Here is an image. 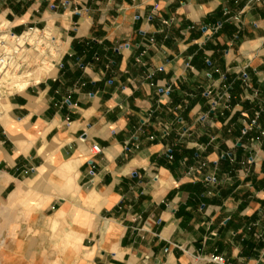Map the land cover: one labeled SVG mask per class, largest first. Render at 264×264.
Instances as JSON below:
<instances>
[{
	"label": "crops",
	"instance_id": "crops-1",
	"mask_svg": "<svg viewBox=\"0 0 264 264\" xmlns=\"http://www.w3.org/2000/svg\"><path fill=\"white\" fill-rule=\"evenodd\" d=\"M0 24L62 43L1 101L2 255L264 264V0H0Z\"/></svg>",
	"mask_w": 264,
	"mask_h": 264
},
{
	"label": "built area",
	"instance_id": "built-area-1",
	"mask_svg": "<svg viewBox=\"0 0 264 264\" xmlns=\"http://www.w3.org/2000/svg\"><path fill=\"white\" fill-rule=\"evenodd\" d=\"M60 38L48 28L30 27L20 33L0 24V105L3 98L50 77L60 58ZM94 153L100 146L92 145ZM214 180V178H212ZM220 264L222 257L211 255Z\"/></svg>",
	"mask_w": 264,
	"mask_h": 264
},
{
	"label": "rangeland",
	"instance_id": "rangeland-1",
	"mask_svg": "<svg viewBox=\"0 0 264 264\" xmlns=\"http://www.w3.org/2000/svg\"><path fill=\"white\" fill-rule=\"evenodd\" d=\"M3 26H6L3 24ZM59 38V37H58ZM61 40H60V43H59V46H60V50H61ZM57 58H59V55H56ZM50 77H51V74H50ZM0 264H24V263H20L18 262L15 258H10L8 256L5 257V252H4V255L1 254L0 252Z\"/></svg>",
	"mask_w": 264,
	"mask_h": 264
}]
</instances>
